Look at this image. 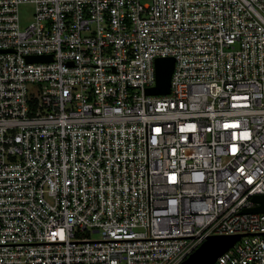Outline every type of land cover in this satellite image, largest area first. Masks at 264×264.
Wrapping results in <instances>:
<instances>
[{"label":"built area","instance_id":"1","mask_svg":"<svg viewBox=\"0 0 264 264\" xmlns=\"http://www.w3.org/2000/svg\"><path fill=\"white\" fill-rule=\"evenodd\" d=\"M257 195L264 0H0V264H264Z\"/></svg>","mask_w":264,"mask_h":264},{"label":"water","instance_id":"2","mask_svg":"<svg viewBox=\"0 0 264 264\" xmlns=\"http://www.w3.org/2000/svg\"><path fill=\"white\" fill-rule=\"evenodd\" d=\"M51 61L47 57L29 58V62L42 63ZM175 68L174 58H161L156 61L157 85L147 90L148 95H169L171 93V78ZM258 206L244 213H264V195L253 198ZM241 236H211L194 253L181 264H215L219 257L231 249Z\"/></svg>","mask_w":264,"mask_h":264},{"label":"rangeland","instance_id":"3","mask_svg":"<svg viewBox=\"0 0 264 264\" xmlns=\"http://www.w3.org/2000/svg\"><path fill=\"white\" fill-rule=\"evenodd\" d=\"M35 16V7L32 4H22L19 8V18H20V25L22 29H25L34 21ZM93 238L97 239L100 236L95 234L92 236Z\"/></svg>","mask_w":264,"mask_h":264}]
</instances>
